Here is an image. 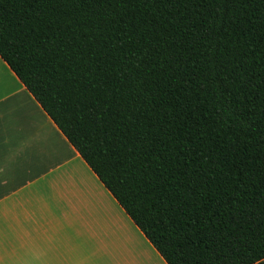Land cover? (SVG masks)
I'll list each match as a JSON object with an SVG mask.
<instances>
[{
  "label": "trees",
  "instance_id": "obj_1",
  "mask_svg": "<svg viewBox=\"0 0 264 264\" xmlns=\"http://www.w3.org/2000/svg\"><path fill=\"white\" fill-rule=\"evenodd\" d=\"M0 56L167 264H264V0H0Z\"/></svg>",
  "mask_w": 264,
  "mask_h": 264
},
{
  "label": "crops",
  "instance_id": "obj_2",
  "mask_svg": "<svg viewBox=\"0 0 264 264\" xmlns=\"http://www.w3.org/2000/svg\"><path fill=\"white\" fill-rule=\"evenodd\" d=\"M0 264H167L1 56Z\"/></svg>",
  "mask_w": 264,
  "mask_h": 264
}]
</instances>
